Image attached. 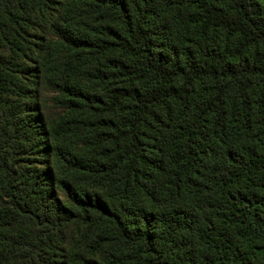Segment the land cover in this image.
I'll return each mask as SVG.
<instances>
[{"label": "trees", "instance_id": "obj_1", "mask_svg": "<svg viewBox=\"0 0 264 264\" xmlns=\"http://www.w3.org/2000/svg\"><path fill=\"white\" fill-rule=\"evenodd\" d=\"M0 264H264V0H0Z\"/></svg>", "mask_w": 264, "mask_h": 264}, {"label": "rangeland", "instance_id": "obj_2", "mask_svg": "<svg viewBox=\"0 0 264 264\" xmlns=\"http://www.w3.org/2000/svg\"><path fill=\"white\" fill-rule=\"evenodd\" d=\"M46 113H47L48 115H50V114H51V111H50V110H47Z\"/></svg>", "mask_w": 264, "mask_h": 264}]
</instances>
